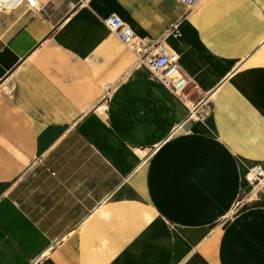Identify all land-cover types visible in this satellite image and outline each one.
I'll list each match as a JSON object with an SVG mask.
<instances>
[{
    "label": "crops",
    "instance_id": "1",
    "mask_svg": "<svg viewBox=\"0 0 264 264\" xmlns=\"http://www.w3.org/2000/svg\"><path fill=\"white\" fill-rule=\"evenodd\" d=\"M0 12V264H264V0ZM179 55L182 98L102 19ZM191 110L204 112L202 117Z\"/></svg>",
    "mask_w": 264,
    "mask_h": 264
},
{
    "label": "built area",
    "instance_id": "2",
    "mask_svg": "<svg viewBox=\"0 0 264 264\" xmlns=\"http://www.w3.org/2000/svg\"><path fill=\"white\" fill-rule=\"evenodd\" d=\"M188 9H193L200 0H179ZM20 5H26L31 9H39L37 0H0V12H10ZM103 23L127 46L136 53V66H142L149 70L157 81L179 98L183 97L184 90L190 81L189 76L182 70L179 63V55L162 44L138 37L134 30L119 15L112 13L102 19ZM202 117L204 112L191 110V114ZM246 180L251 188L244 191L235 204V210L258 198L264 190V167L261 163H255L249 167Z\"/></svg>",
    "mask_w": 264,
    "mask_h": 264
},
{
    "label": "bare ground",
    "instance_id": "3",
    "mask_svg": "<svg viewBox=\"0 0 264 264\" xmlns=\"http://www.w3.org/2000/svg\"><path fill=\"white\" fill-rule=\"evenodd\" d=\"M38 4V3H37Z\"/></svg>",
    "mask_w": 264,
    "mask_h": 264
}]
</instances>
